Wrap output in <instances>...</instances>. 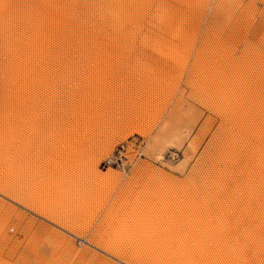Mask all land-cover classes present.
Returning a JSON list of instances; mask_svg holds the SVG:
<instances>
[{
  "label": "rangeland",
  "instance_id": "1",
  "mask_svg": "<svg viewBox=\"0 0 264 264\" xmlns=\"http://www.w3.org/2000/svg\"><path fill=\"white\" fill-rule=\"evenodd\" d=\"M2 188L0 264H264V0H0Z\"/></svg>",
  "mask_w": 264,
  "mask_h": 264
},
{
  "label": "bare ground",
  "instance_id": "2",
  "mask_svg": "<svg viewBox=\"0 0 264 264\" xmlns=\"http://www.w3.org/2000/svg\"><path fill=\"white\" fill-rule=\"evenodd\" d=\"M21 93H22V92H21ZM15 106H16V105H15ZM8 107H9V106H8ZM10 108H11V107H10ZM12 112H13V111H12ZM6 120H7V119H6ZM9 121H10V120H9ZM7 123H8V122H7ZM15 126H16V125H15ZM15 132H16V131H15ZM7 133H8V132H7ZM7 133H6V134H7ZM9 136H10V135H9ZM8 138H10V137H8ZM11 139H12V138H11ZM9 140H10V139H9ZM9 160H10V159H9ZM3 191H4L3 188H2V190L0 189V192L3 193ZM6 194H8V193H6ZM16 197L19 199V196H16ZM17 198H16V199H17ZM32 205H33V204H32ZM32 205L26 204V206L33 208Z\"/></svg>",
  "mask_w": 264,
  "mask_h": 264
},
{
  "label": "built area",
  "instance_id": "3",
  "mask_svg": "<svg viewBox=\"0 0 264 264\" xmlns=\"http://www.w3.org/2000/svg\"><path fill=\"white\" fill-rule=\"evenodd\" d=\"M107 162H108V163H115V162L113 161L112 158H109V159L107 160Z\"/></svg>",
  "mask_w": 264,
  "mask_h": 264
}]
</instances>
